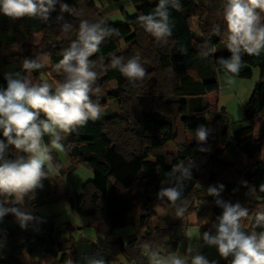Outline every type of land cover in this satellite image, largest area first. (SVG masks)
I'll use <instances>...</instances> for the list:
<instances>
[{
	"label": "trees",
	"instance_id": "1",
	"mask_svg": "<svg viewBox=\"0 0 264 264\" xmlns=\"http://www.w3.org/2000/svg\"><path fill=\"white\" fill-rule=\"evenodd\" d=\"M60 2L69 4L70 12L63 13V19L57 21L61 15L58 3L48 23L38 19L37 32L28 30L26 35L18 32L12 37L11 50L0 42V62L15 63L23 69L25 59L43 63L47 60L48 65L30 73L32 82H45L43 75L54 85L62 83L64 74L56 66L77 39L80 22L103 21L115 32L89 58L94 62L92 70L97 72L90 95L100 107L115 101L118 113L65 134L63 145L69 162L88 166L93 179L83 185L80 194L70 195L63 180L54 176L42 181L43 187L35 191L34 198L25 196L22 208L31 212L34 219L24 229L10 214L0 221V264H24L19 259L23 253L29 264H77L74 242L36 229L37 208L64 201L79 216L90 218L99 242L110 241L109 254L103 257L106 262L123 256L126 261L149 264V253L156 247L176 252L178 239L172 233L190 211L196 212L199 223H207L206 227L215 230L213 225L222 213L216 199L239 202L249 211L241 224L247 226L249 233L264 231L255 227L256 213L264 210V50L259 55L243 54L239 74L229 73L240 79H251L253 69L259 73L253 89L254 113L245 126L230 134L224 110L218 109L215 98L210 97L219 88L217 73L224 69L220 61L230 57L224 22L227 0H180L182 11L170 10L172 35L166 43H158L138 20L139 16L152 13L158 0L132 5L136 11L133 15L125 7L128 0H119L113 8L119 7L122 12L124 22L120 23L109 19L110 9L108 16L104 15L107 13L100 0ZM65 22L72 25L68 32L61 28ZM0 30H8L7 22L0 25ZM38 33L41 36L36 41ZM137 56L146 69L142 80L129 82L111 67L113 57H123L127 62ZM4 77L0 71V88L6 87ZM115 81L121 82L114 84ZM211 117L218 134L200 145L190 133L198 126H208ZM43 140L48 143L46 136ZM169 146L174 150L167 151ZM200 147H209L210 151H198ZM201 154H208L207 160L193 163L192 178L184 181L176 206L166 198H157L161 188L172 185L167 175L171 168ZM16 155L25 153L10 147L7 158ZM58 169L63 175L64 170ZM219 184L224 185L220 197L206 195L210 185ZM12 199L0 196V202L6 205ZM177 207L185 209L182 216H177ZM163 211L177 218V222L161 217ZM129 226L130 235L114 236L116 230Z\"/></svg>",
	"mask_w": 264,
	"mask_h": 264
},
{
	"label": "clouds",
	"instance_id": "2",
	"mask_svg": "<svg viewBox=\"0 0 264 264\" xmlns=\"http://www.w3.org/2000/svg\"><path fill=\"white\" fill-rule=\"evenodd\" d=\"M58 3L61 15L56 20L60 21L63 13L70 12V5L60 0H0V14L12 20L27 17L48 23ZM171 9L182 11L180 0H158L152 13L138 17L144 30L158 43H166L172 35ZM224 22L230 57L220 62L228 73L238 75L243 54L259 55L264 50V0H227ZM61 28L68 32L72 25L65 22ZM114 32L103 21L89 23L82 20L77 39L64 51L56 66L63 72L64 80L55 85L54 91L52 84L33 83L29 76L19 71L5 74L6 87L0 88V196L13 199L7 204L11 206L0 202V221L10 214L21 229L33 221L32 213L20 205L25 196L34 198L35 191L42 188V181L48 178L45 164L52 160V155L51 149L43 144L44 136L52 138L53 148L63 150L62 134L72 133L89 121L101 118V107L90 95L97 72L92 70L94 62L89 58L99 52L100 45ZM115 34L119 35L118 32ZM22 67L31 73L44 68L45 64L37 59H25ZM111 67L118 69L129 82L142 80L146 75L138 56L127 62L123 57H113ZM210 132L211 129L198 126L194 138L198 144L205 145ZM10 147L25 155L7 158ZM198 151L206 152L210 148L200 147ZM192 168V161L173 166L167 173L172 185L161 188L157 198H166L176 206L183 194L184 181L192 178ZM242 184L247 186L246 181ZM223 189V184L210 185L206 195L220 197ZM215 203L222 208V213L213 225L214 234L211 231L202 233L204 244L214 247L221 259L231 257L230 264H264V231L246 234L241 230V220L248 217V209L239 202L216 199ZM184 211L177 207V216H182ZM255 227L264 229V210L256 213ZM187 252L191 264H217L216 260H209L200 252L191 255L190 247ZM90 264H106V261L91 257ZM149 264H188V261L176 254L164 257L150 251Z\"/></svg>",
	"mask_w": 264,
	"mask_h": 264
},
{
	"label": "rangeland",
	"instance_id": "3",
	"mask_svg": "<svg viewBox=\"0 0 264 264\" xmlns=\"http://www.w3.org/2000/svg\"><path fill=\"white\" fill-rule=\"evenodd\" d=\"M155 0H145L147 3H153ZM125 6V5H124ZM132 5H126L131 15L135 14V10L131 8ZM110 8L109 19L113 22H124L122 12H120L119 7ZM131 8V9H130ZM104 9V7H103ZM115 10V11H114ZM3 22H7L8 30H0V42L8 50H11V38L14 37L18 32L27 34L28 30L32 32H37L40 28L38 19L36 18H19V19H9L8 17L0 14V25ZM40 33L35 34L36 41L40 39ZM147 37H150L147 34ZM45 65L49 63L47 60L44 61ZM0 71L2 74L14 73L19 71L22 75L29 76L32 80L33 77L30 73H25L23 69H19L15 63L2 64L0 62ZM258 70L253 69V76L251 79H240L234 78L229 75V73L224 69H220L217 73L219 88L216 92L210 95L211 100L215 98V103L218 109H223L226 118V124L230 134H233L236 130L245 126L248 119L254 113L255 97L253 89L258 80ZM42 80L55 86L54 83L42 75ZM120 83L121 81H117ZM115 81L114 84H117ZM169 82V81H168ZM114 84L112 86H114ZM118 113V105L115 101H109L106 105L101 106V118L93 123L103 122L105 119L116 115ZM92 122V121H89ZM213 118L210 119V124L206 126L211 129V135L215 136L218 134V127L214 126ZM194 132H191L190 137L194 138ZM48 139L47 145L51 149L52 160L46 162L45 167L48 168L47 179L54 176H59L61 180L66 185L68 193L73 195L75 193L80 194L82 192L83 185L88 181L93 179L92 170L85 164H73L69 162L65 148L63 145V150L55 149L52 147L50 141L51 137L45 135ZM62 143L66 142L65 134H62ZM167 151L174 150L173 146L166 148ZM208 154H201L195 159L191 160L192 163H205ZM64 170V174H59L60 168ZM206 172L203 173V177L206 178ZM22 207V203L20 205ZM37 220L36 229H42L47 232L53 233L58 239L62 241L74 242L75 248L77 250V264H90V260L86 257L89 254L95 242H99L96 229L90 224V218L79 216L71 205L67 202H60L56 204L43 205L37 208ZM161 217L168 219L172 223L177 222V218L171 216L167 212H161ZM207 223H199L197 214L194 211L187 212L183 215L180 223L174 228L172 236L178 239V247L176 252H167L166 248L159 247L154 249L159 255L167 257L172 254H176L191 264V256L187 252L190 247L192 249L191 255H195L196 252H200L205 255L209 260H216L217 264L228 263L230 264L231 257L228 259H221L214 247H208L204 244L202 239V233L205 231H211L213 234L215 230L206 227ZM241 230L248 234V228L245 224H241ZM132 233L131 226L118 229L115 231L114 236H127ZM110 251V248H109ZM109 254V253H108ZM103 258V257H101ZM19 259L24 264H29L27 256L23 253L19 256ZM106 261V258H103ZM106 264H137L133 259L131 261H126L123 256L114 259H108Z\"/></svg>",
	"mask_w": 264,
	"mask_h": 264
},
{
	"label": "built area",
	"instance_id": "4",
	"mask_svg": "<svg viewBox=\"0 0 264 264\" xmlns=\"http://www.w3.org/2000/svg\"><path fill=\"white\" fill-rule=\"evenodd\" d=\"M109 243V240L95 242V246L93 247L92 251L86 255V257L90 260L91 257L101 258L107 256L110 248Z\"/></svg>",
	"mask_w": 264,
	"mask_h": 264
},
{
	"label": "crops",
	"instance_id": "5",
	"mask_svg": "<svg viewBox=\"0 0 264 264\" xmlns=\"http://www.w3.org/2000/svg\"><path fill=\"white\" fill-rule=\"evenodd\" d=\"M102 3V7H104V11H106L107 14H104L106 16H108V10L115 5L116 3H118L119 0H100ZM126 1V0H125ZM143 2V0H128L129 5H134V4H139Z\"/></svg>",
	"mask_w": 264,
	"mask_h": 264
}]
</instances>
